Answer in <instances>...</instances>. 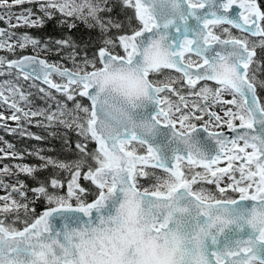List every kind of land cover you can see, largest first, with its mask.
Wrapping results in <instances>:
<instances>
[{"label": "snow or ice", "instance_id": "obj_1", "mask_svg": "<svg viewBox=\"0 0 264 264\" xmlns=\"http://www.w3.org/2000/svg\"><path fill=\"white\" fill-rule=\"evenodd\" d=\"M21 4L32 7L13 27L80 21L101 43L81 54L74 39L24 33L21 49L67 53L71 66L0 57L12 76L42 79L51 102L25 111L13 98L10 119L77 136L75 158L17 166L34 186L0 180L16 194L0 196V264H264V3L0 0L9 22Z\"/></svg>", "mask_w": 264, "mask_h": 264}, {"label": "trees", "instance_id": "obj_2", "mask_svg": "<svg viewBox=\"0 0 264 264\" xmlns=\"http://www.w3.org/2000/svg\"><path fill=\"white\" fill-rule=\"evenodd\" d=\"M264 3V0H261ZM24 7H32L29 4H21L20 8ZM35 11V9H34ZM131 13L125 15L123 9L118 10L117 18L120 19L124 23H131L130 19ZM37 17H35L36 19ZM70 19V18H69ZM0 23H2L0 21ZM3 26V24H2ZM18 34L28 33L33 35L44 42L54 41L56 39H60L62 37H67L70 40H75L77 43L81 45V54H83L84 49H86L91 55L95 52L96 48L100 45L101 39L96 30H89L84 23L80 21H76V27L69 28L67 24L61 20L60 18H55L52 20H46L44 26L41 27H28V26H21V27H10ZM43 49V46H41ZM27 54H37L41 57H45L48 60L55 61L60 63L61 65L71 66V60L68 58L67 53L62 54V58L57 55L56 52H46V51H38L36 48L33 49L31 45L27 48L21 49L19 46L15 47V51L11 54V56L20 57ZM65 62H67L65 64ZM60 94H57V97ZM36 95H31L30 99L35 100ZM23 135H18L17 132L13 135H6V139L11 145L10 150L16 153L17 155L21 156L20 162L17 160L16 162L21 163V165H36L40 163L38 160L37 154L45 155V156H52L54 158H75L77 152L75 150V143L77 142L76 133L67 130L63 127L59 129L56 126L46 127L45 125L35 124L32 126L31 124H27L26 121H23ZM26 123V124H25ZM50 128V132L48 129ZM28 133H35L37 136H40L41 139L37 140L34 137H29ZM18 135L17 138L12 140L13 136ZM19 139V140H18ZM18 140V142H17ZM35 150L36 153L32 151ZM12 155H7V158L4 159L5 163L10 164V166H14L16 163L11 160ZM47 173L41 174V181L43 177L46 176ZM13 176L17 179L25 180L26 183L33 185V181L27 178L24 174L19 172V168H16L13 171ZM67 177H65L66 179ZM16 195V194H15ZM23 199V198H21ZM39 203L38 201L36 202ZM35 206V205H33ZM37 211H43V206L37 208Z\"/></svg>", "mask_w": 264, "mask_h": 264}, {"label": "rangeland", "instance_id": "obj_3", "mask_svg": "<svg viewBox=\"0 0 264 264\" xmlns=\"http://www.w3.org/2000/svg\"><path fill=\"white\" fill-rule=\"evenodd\" d=\"M9 3H12V0H9ZM26 8H28V7L20 8V5H15L14 7H12L10 10L11 15H12L11 22H9V20H8L9 10H7L5 8H0V15L5 16V19L3 21H1L2 23H0V26H2V24H3L1 29H3L5 31V33L8 35H10L12 33L16 34V36H12L10 39L8 38V35H6L4 37H0V42L6 40L8 44L13 45L14 47L18 46V41H17L16 37L19 36L20 34L13 31V29L10 27H13V25L17 24L16 17L18 15H20L22 12H24V10ZM32 18L35 19V16ZM36 49L38 51H41V52L44 51L42 49V47H38ZM12 53H13V51H9L7 48L0 49V57H4L6 61L8 59H14V57L17 58L16 56H14V57L11 56ZM34 55H37V54H34ZM42 58L46 59L45 57H42ZM49 62L57 63V62L52 61V60H49ZM57 64L59 66H65V65H61L60 63H57ZM12 71L13 70L7 69L6 64H5V67L3 69H0V73H3V74H0V86H2V88H0V90H3L4 95L6 97H9L7 104L0 102V116L4 117L3 119H0V149L3 150V151H0V180H2L3 185H16V186H18L17 185V178L15 176H13V171L16 168H18L17 166L21 165V163L16 162L14 164V166H10V164L4 162V159L7 158V155H12V153H14L13 151L10 150L9 142L6 139V133L18 132L19 135L21 136L22 135L21 133L24 130V126L22 123L24 120L17 122V121H13L10 119V117L14 114V112L11 108L12 99L16 98L18 106L24 107L25 111H28V110L35 111L37 108H39L41 110H45L46 105L48 107H51V102L46 100L44 98V94H42L38 91L39 88L47 89L46 86L41 85L39 82H37L33 79L24 80L22 75L12 76L11 75ZM15 72L18 73L19 71L15 70ZM17 81H19V83H16ZM9 84H12L16 88L23 90L25 92V94L29 95V97H31V95H36L34 103L25 104L23 101H20L18 99V97H15V94L9 90ZM57 94H59V93H56L55 95L57 96ZM225 98L230 99L231 97H225ZM30 100H33V99H30ZM27 124L29 125V123H27ZM30 124L32 126H35V124L45 125L46 127L55 126V125L49 126L48 122L45 121L42 116L32 118V123H30ZM12 130H15V131H12ZM49 130H50V128L48 129V131ZM35 136H37V134L33 133L29 137H35ZM5 153H7V155H5ZM5 167H7L10 170V172L7 174L3 172V169ZM9 194H11L13 197L16 196L15 193L11 192V188L6 189L4 186H0V196H6ZM235 195H237V194H235ZM21 198H18V199H21Z\"/></svg>", "mask_w": 264, "mask_h": 264}, {"label": "water", "instance_id": "obj_4", "mask_svg": "<svg viewBox=\"0 0 264 264\" xmlns=\"http://www.w3.org/2000/svg\"><path fill=\"white\" fill-rule=\"evenodd\" d=\"M0 29H1V27H0ZM24 56H35V55H33V54H28V55H24ZM22 58H23V56L18 57V58H14L13 60H18V59H22ZM39 58L44 59V58H42V57H40V56H39ZM61 67H63V66H61ZM26 70H27V69H26ZM16 71H19V70L16 69ZM36 81L39 82L40 84H42V85L48 87L47 85H45V84L43 83L42 79H41V80H36ZM227 134H228V135H232V133H230V132H228ZM206 135H207L206 133H202V137H203V136H206Z\"/></svg>", "mask_w": 264, "mask_h": 264}, {"label": "flooded vegetation", "instance_id": "obj_5", "mask_svg": "<svg viewBox=\"0 0 264 264\" xmlns=\"http://www.w3.org/2000/svg\"><path fill=\"white\" fill-rule=\"evenodd\" d=\"M1 27V26H0ZM13 134H15V133H6V135H13ZM17 134L19 135V133L17 132ZM18 135H16V136H13V138H12V140H14L15 138H17L18 137ZM19 140V139H18ZM18 140H17V142H18ZM32 151V150H31ZM33 153H36L35 152V150L34 151H32ZM11 160L14 162H16L17 160L20 162V160H21V156H19V155H16L15 157L14 156H12L11 157ZM233 195H235V194H233Z\"/></svg>", "mask_w": 264, "mask_h": 264}, {"label": "bare ground", "instance_id": "obj_6", "mask_svg": "<svg viewBox=\"0 0 264 264\" xmlns=\"http://www.w3.org/2000/svg\"><path fill=\"white\" fill-rule=\"evenodd\" d=\"M2 27V26H1ZM15 58V57H14Z\"/></svg>", "mask_w": 264, "mask_h": 264}]
</instances>
